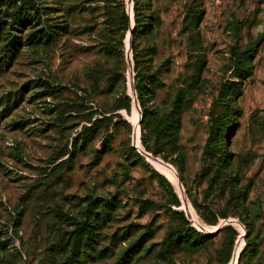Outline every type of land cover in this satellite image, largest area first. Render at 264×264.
<instances>
[{"label":"rangeland","instance_id":"1","mask_svg":"<svg viewBox=\"0 0 264 264\" xmlns=\"http://www.w3.org/2000/svg\"><path fill=\"white\" fill-rule=\"evenodd\" d=\"M15 5L0 0V60L11 62L0 73L11 109L0 119V264H67L90 202L111 217L94 237L110 256L91 264H122L135 246L142 257L128 264H264V0H34L20 30ZM250 48L235 116L220 91ZM135 58L150 92L144 122ZM91 72L124 79L95 85ZM90 117L109 122L75 151ZM166 123L174 136H159ZM191 229L211 236L198 253L176 247Z\"/></svg>","mask_w":264,"mask_h":264},{"label":"trees","instance_id":"2","mask_svg":"<svg viewBox=\"0 0 264 264\" xmlns=\"http://www.w3.org/2000/svg\"><path fill=\"white\" fill-rule=\"evenodd\" d=\"M21 6L15 5L13 11V19H14V25L16 30H20V28L26 27L28 24L26 23L25 15L27 16V13L31 6L34 5V0H20ZM136 6L139 8V4L137 2ZM137 11V8H136ZM141 18L142 14L137 11L135 14V30L133 33L135 34L138 31V28L141 26ZM128 22V20H127ZM153 23H155L159 26L161 24V20L159 18L153 19ZM254 50L252 48L248 49L247 51H244L241 54V60L240 66L238 68V72L236 74V80L238 82H227L220 91V98L226 99L230 102V105H228V112L232 113L233 115H238L241 110L237 106V99L241 97L242 91H241V84L243 81H245L252 73V54ZM5 59H7L5 61ZM10 58H4L0 60V73L6 71L8 67L10 66ZM135 69L137 72V94H138V100L140 107L144 110V120L146 116H149V110L147 109V102L146 98L149 96L150 92L148 89V85L146 83V75L143 71V68L141 67V62L139 59L135 58ZM90 77L95 85H99L104 80L108 81L110 84L115 85L118 82L122 81L124 79L123 74L120 72H116L112 75H110L108 78H106L102 73L100 72H91ZM130 99L126 98L125 103L122 105L124 108H129ZM3 106L4 110L0 112V119L4 115H6V112L10 111L8 104L2 99L0 100V107ZM181 101L178 100L176 102V108L174 110V123H175V133L179 132L180 125H181ZM6 111V112H5ZM8 115V114H7ZM6 117V116H5ZM92 117L88 118V123H92L91 127L85 128L83 132H81L77 138L75 139V151L82 152L85 150V147H87L90 140L96 138L98 134L100 133V128L109 122V119L102 118L100 120H96L92 122ZM167 123L166 124H158L157 126V132H159V136L162 137L163 135L167 134L168 136H174V132L172 130H169ZM218 127V128H217ZM213 127L211 131V136L209 139V143H212L214 140H216L219 136L220 128L219 126ZM167 137V136H166ZM165 140V139H164ZM74 154V153H73ZM73 154L71 156H73ZM155 156L158 155L157 152H153ZM63 163V162H62ZM61 163V164H62ZM60 164V165H61ZM59 166V165H58ZM70 170H73V167L70 168ZM181 180L183 181L182 176L180 175ZM160 179L164 183H168L167 180L160 176ZM96 204L93 202H90L88 205V210L90 211V214L93 218V221H90V223L85 224L82 226L77 232L73 233L71 235V238L69 239L66 248L69 250V256L67 258V264H91L97 257L101 259H106L110 256L108 253V250H102L99 251L98 254H96V245L94 237L98 235L95 231L100 230L101 228L110 221V213H107L106 210H100V212L95 213ZM216 221L213 222L215 224ZM96 226V229H95ZM191 232L190 237L186 240L177 241L176 247L187 249L191 253H198L203 248L207 246V242L211 240V236H200L199 233L194 231L193 229L189 230ZM136 232V229L133 230V227H130L128 233H123L122 235L117 232L112 239V243L114 245H117L119 242L127 241L130 239ZM233 236L236 237L237 233L232 230ZM243 232V230H242ZM149 252V251H148ZM147 252V253H148ZM243 253V252H242ZM240 256V254H239ZM134 257H142L141 256V246H135L127 250V252L122 256L121 262L122 264H128L131 263Z\"/></svg>","mask_w":264,"mask_h":264},{"label":"water","instance_id":"3","mask_svg":"<svg viewBox=\"0 0 264 264\" xmlns=\"http://www.w3.org/2000/svg\"><path fill=\"white\" fill-rule=\"evenodd\" d=\"M133 59L131 58L130 60H128V64H132L133 63V61H132ZM133 101H134V104L137 106V107H140L139 106V104H138V100L135 98V97H133ZM142 154H143V156L151 163V164H155V163H160V160L159 159H156V158H154L153 156H149L148 155V153L146 152V151H142ZM162 162V161H161ZM165 163V162H164ZM163 162H162V164H164ZM178 181H179V185H180V187L182 188V183H181V180L178 178ZM182 200L185 202V200H186V198H185V195L182 193ZM189 218L191 219V217L189 216ZM191 221H192V219H191ZM216 233H218V232H216ZM216 233H214V234H216Z\"/></svg>","mask_w":264,"mask_h":264},{"label":"bare ground","instance_id":"4","mask_svg":"<svg viewBox=\"0 0 264 264\" xmlns=\"http://www.w3.org/2000/svg\"><path fill=\"white\" fill-rule=\"evenodd\" d=\"M158 163H159V162H158ZM193 221H194V220H193ZM231 222H233V221L223 222L224 224H220V225L217 227V229H216V227H215V228H211V229H216L215 231H213V232H211V233L219 232V231L221 230L222 227L231 226ZM203 230L207 231L206 229H203ZM241 238H242V237H241ZM235 257H236V254H235ZM234 262H235V258H234V260H233V264H234Z\"/></svg>","mask_w":264,"mask_h":264},{"label":"built area","instance_id":"5","mask_svg":"<svg viewBox=\"0 0 264 264\" xmlns=\"http://www.w3.org/2000/svg\"><path fill=\"white\" fill-rule=\"evenodd\" d=\"M193 222V221H192Z\"/></svg>","mask_w":264,"mask_h":264}]
</instances>
